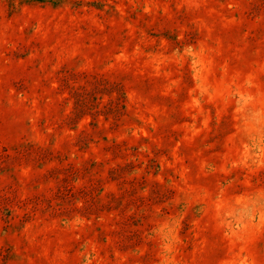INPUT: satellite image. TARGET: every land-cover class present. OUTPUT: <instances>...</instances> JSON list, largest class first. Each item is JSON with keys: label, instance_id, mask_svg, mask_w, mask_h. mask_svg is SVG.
<instances>
[{"label": "rangeland", "instance_id": "374dc122", "mask_svg": "<svg viewBox=\"0 0 264 264\" xmlns=\"http://www.w3.org/2000/svg\"><path fill=\"white\" fill-rule=\"evenodd\" d=\"M0 264H264V0H0Z\"/></svg>", "mask_w": 264, "mask_h": 264}]
</instances>
